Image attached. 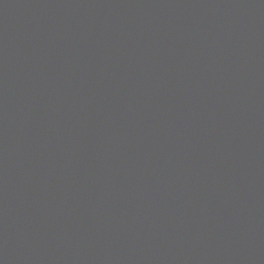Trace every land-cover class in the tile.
<instances>
[{
    "label": "water",
    "instance_id": "water-1",
    "mask_svg": "<svg viewBox=\"0 0 264 264\" xmlns=\"http://www.w3.org/2000/svg\"><path fill=\"white\" fill-rule=\"evenodd\" d=\"M0 264H264V0H0Z\"/></svg>",
    "mask_w": 264,
    "mask_h": 264
}]
</instances>
